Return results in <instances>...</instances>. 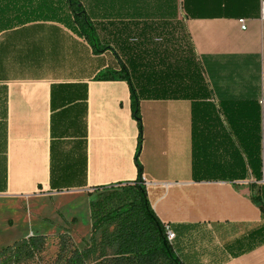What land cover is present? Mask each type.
Returning a JSON list of instances; mask_svg holds the SVG:
<instances>
[{
  "label": "crops",
  "instance_id": "0c3cea01",
  "mask_svg": "<svg viewBox=\"0 0 264 264\" xmlns=\"http://www.w3.org/2000/svg\"><path fill=\"white\" fill-rule=\"evenodd\" d=\"M76 1L91 41L67 0H0V201L137 179L129 83L97 78L125 69L179 259L264 264V0Z\"/></svg>",
  "mask_w": 264,
  "mask_h": 264
},
{
  "label": "trees",
  "instance_id": "16d2710c",
  "mask_svg": "<svg viewBox=\"0 0 264 264\" xmlns=\"http://www.w3.org/2000/svg\"><path fill=\"white\" fill-rule=\"evenodd\" d=\"M67 1L74 22L80 29L84 28L85 37L91 41L89 34L92 28L78 2ZM92 48L98 51L93 41ZM97 78L123 79L129 83L131 114L138 126L137 179L95 189L99 196L89 203L90 236L76 245L67 232L59 234L57 254L52 264H183L173 244L167 241L164 225L152 210L141 180L142 167L138 160L142 142L139 96L125 69L118 72L108 70ZM153 79L156 84L160 83L159 76L155 75ZM45 247L46 236L43 234L22 237L0 250L1 264H26L40 258Z\"/></svg>",
  "mask_w": 264,
  "mask_h": 264
},
{
  "label": "rangeland",
  "instance_id": "374dc122",
  "mask_svg": "<svg viewBox=\"0 0 264 264\" xmlns=\"http://www.w3.org/2000/svg\"><path fill=\"white\" fill-rule=\"evenodd\" d=\"M98 196L99 192L93 190L38 197L36 202L29 203L0 201V250L21 237L40 233L46 236L45 251L26 264H52L59 234L67 232L76 245L90 236L89 203Z\"/></svg>",
  "mask_w": 264,
  "mask_h": 264
},
{
  "label": "built area",
  "instance_id": "2783aa9c",
  "mask_svg": "<svg viewBox=\"0 0 264 264\" xmlns=\"http://www.w3.org/2000/svg\"><path fill=\"white\" fill-rule=\"evenodd\" d=\"M260 19L264 21V1H262L261 6H260ZM238 22L240 24L241 29H245L244 20L240 19L238 20ZM141 180L144 184L146 183L144 178H141ZM260 183L264 184V170H262L261 172ZM164 229H165L167 241L172 244L175 239V233L170 229L169 225L167 224H164Z\"/></svg>",
  "mask_w": 264,
  "mask_h": 264
},
{
  "label": "water",
  "instance_id": "95a60500",
  "mask_svg": "<svg viewBox=\"0 0 264 264\" xmlns=\"http://www.w3.org/2000/svg\"><path fill=\"white\" fill-rule=\"evenodd\" d=\"M0 264H1V259H0Z\"/></svg>",
  "mask_w": 264,
  "mask_h": 264
}]
</instances>
